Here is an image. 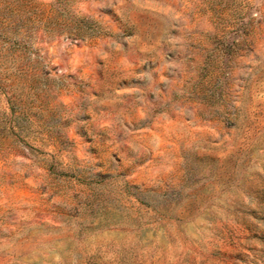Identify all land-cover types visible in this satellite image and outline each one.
I'll use <instances>...</instances> for the list:
<instances>
[{"label":"rangeland","instance_id":"rangeland-1","mask_svg":"<svg viewBox=\"0 0 264 264\" xmlns=\"http://www.w3.org/2000/svg\"><path fill=\"white\" fill-rule=\"evenodd\" d=\"M0 264H264V0H0Z\"/></svg>","mask_w":264,"mask_h":264}]
</instances>
